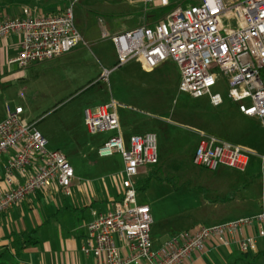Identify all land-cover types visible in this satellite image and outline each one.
<instances>
[{"label":"built area","instance_id":"built-area-1","mask_svg":"<svg viewBox=\"0 0 264 264\" xmlns=\"http://www.w3.org/2000/svg\"><path fill=\"white\" fill-rule=\"evenodd\" d=\"M145 11L170 5L171 0H135ZM78 0L70 6L47 13L38 7H23L21 15L0 21V41L19 36L17 54L8 60L23 70L31 64L57 59L82 42L73 15ZM116 65L103 69L108 82L113 70L137 61L150 72L171 61L179 74L178 91L194 99L207 97L218 107L223 103L213 88L223 77L228 98L245 117L257 119L264 129V0H199L197 4L175 7L153 25H142L111 37ZM23 108L7 109L0 120V156L13 152L4 166L0 188V214L18 206L27 196L56 186L64 196L71 194L74 170L59 150L47 148V140L23 116ZM83 120L89 135H114L97 149L105 158L119 153L123 161L119 199L103 210H92L80 252L94 264H185L194 255L210 249L230 250L236 245L243 254L257 250L264 240V209L209 226L196 225L176 233L155 246L150 207L137 201L136 178L146 166L159 162L158 137L154 132L124 137L115 104L86 108ZM252 152L241 146L200 134L192 164L208 172L228 168L247 170ZM264 168V154L260 156ZM16 175L23 178L18 183ZM250 233L247 234L246 232ZM254 232V233H253ZM252 233V234H251Z\"/></svg>","mask_w":264,"mask_h":264},{"label":"rangeland","instance_id":"rangeland-1","mask_svg":"<svg viewBox=\"0 0 264 264\" xmlns=\"http://www.w3.org/2000/svg\"><path fill=\"white\" fill-rule=\"evenodd\" d=\"M48 1L58 3L55 10L71 4L70 0ZM198 2L171 0L170 5L175 8ZM54 6L44 10L53 11ZM72 9L82 42L56 60L38 62L42 65L38 79L29 76L31 69H28L27 77L8 91L0 105L23 108V116L28 122L36 123L47 140V148L61 151L68 159L78 179L76 189L100 185L107 202L120 196L121 155L114 153L105 158L97 155L98 147L114 133L91 136L83 120L86 108L95 109L112 102L124 137L148 131L158 137V164L146 166V172L136 178L137 201L151 210L155 246L196 225L209 226L250 213L243 205L231 207L224 215L219 207H202L199 211L197 208L204 201L212 207L228 195L208 196L206 187L225 192L231 185L230 194L240 195L241 187L251 183L255 195L252 197L258 203L254 211H262L264 168L257 153L250 155L249 166L243 173L228 168L211 173L192 164L200 134L264 152V129L257 119L238 111L236 103L228 98L223 77L213 88L223 98L218 107L212 106L207 97L194 99L179 92L178 70L169 60L150 72L144 71L137 61H131L113 70L108 82L101 80L102 70L116 65L111 37L142 25H153L156 19L150 14L166 13L169 8L152 12L155 9L145 11L144 5L135 0H78ZM221 172L231 176L221 181L217 178Z\"/></svg>","mask_w":264,"mask_h":264},{"label":"crops","instance_id":"crops-1","mask_svg":"<svg viewBox=\"0 0 264 264\" xmlns=\"http://www.w3.org/2000/svg\"><path fill=\"white\" fill-rule=\"evenodd\" d=\"M51 5H55L53 11L44 10L45 7ZM56 6L58 3L46 2V0H0V21L6 16H20L23 7H38L43 12L51 13L56 11ZM19 42L17 35H11L0 41V101L6 100L8 91L27 77L28 69H31L29 76L38 79L37 74L42 67L34 63L20 70L16 65L8 63L9 59L16 56ZM7 106L6 103L0 105V120L5 118L7 109L14 110ZM251 152L257 153L258 156L264 154V152L253 150ZM12 155L13 152L9 151L0 156L1 189L5 188L2 183L4 166ZM222 169L225 168H220L218 171ZM228 176L230 177L231 173L221 172L217 178L224 181L229 178ZM16 179L18 183L23 181V178L18 175ZM75 182H78L76 177L69 196L62 195L56 186H52L45 191L30 194L18 206L0 214V264H94L92 256L80 252V246L86 237V225L92 218V210H103L108 203L113 201L107 202V196L103 198L100 185L89 184L86 189L78 187L76 189ZM230 186L225 192L206 187L205 193L208 196L214 195L215 197L219 193L228 195L220 198L219 205L214 204L210 207L206 200L205 204H199L197 209L201 211L202 207L209 209L219 207L223 211L221 215H224L225 211L230 210L231 207L238 208L243 205L250 213L242 217L260 212L259 210L254 211L258 203L254 200L255 195L252 193L253 184L248 183L247 186H242L240 195H231L228 190ZM255 256L259 258L254 264H264V240L259 241L257 250L253 253H240L237 246L232 245L230 250L216 248L194 255L185 264H219L220 262L253 264Z\"/></svg>","mask_w":264,"mask_h":264},{"label":"trees","instance_id":"trees-1","mask_svg":"<svg viewBox=\"0 0 264 264\" xmlns=\"http://www.w3.org/2000/svg\"><path fill=\"white\" fill-rule=\"evenodd\" d=\"M167 8H169V10L166 13H162V14H158V15H156L155 13L150 14L151 18L152 19H156V22L161 20V19H163L168 13H170L174 9L172 5H168ZM155 11H157V10L155 9L152 12H155ZM258 258H259V256H255V258H254L255 261L253 262V264L256 262V259H258ZM227 264H237V263L236 262H233V263L232 262H228Z\"/></svg>","mask_w":264,"mask_h":264}]
</instances>
